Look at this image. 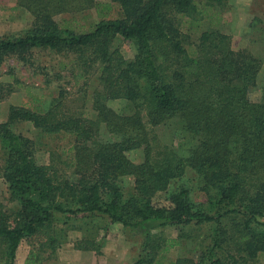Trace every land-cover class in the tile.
I'll return each instance as SVG.
<instances>
[{"label":"trees","instance_id":"obj_1","mask_svg":"<svg viewBox=\"0 0 264 264\" xmlns=\"http://www.w3.org/2000/svg\"><path fill=\"white\" fill-rule=\"evenodd\" d=\"M110 1L20 0L18 6L34 17L32 25L0 35V67L12 57L28 63L37 49L72 51L84 66L100 64L95 118L61 111L57 98L42 112L11 105L7 120L0 121L3 177L16 204L9 212L0 202L3 264H17L24 239L45 232L41 245L56 250L69 241L71 230L101 219L141 236L136 264H157L171 247L187 251V234L172 237L166 231L203 225L211 228L202 254L181 255L170 264L257 259L264 253V100H254L251 89L262 61L246 49H232L228 36L217 30L203 32L199 54L191 55L173 17L197 20L199 0ZM93 7L99 21L90 30L69 17L57 18ZM118 36L135 42L133 58L113 48ZM21 121L43 135L73 137L70 174L37 161L34 141L13 128ZM170 122L183 138L178 146L156 150L149 127ZM102 125L109 136L99 138ZM142 147L144 159L136 163L129 152ZM188 168L199 180L202 202L176 180ZM125 175L135 178L129 196L121 186ZM76 243L88 250L95 239L83 236ZM34 251L27 264L40 263Z\"/></svg>","mask_w":264,"mask_h":264},{"label":"rangeland","instance_id":"obj_2","mask_svg":"<svg viewBox=\"0 0 264 264\" xmlns=\"http://www.w3.org/2000/svg\"><path fill=\"white\" fill-rule=\"evenodd\" d=\"M19 2L20 0H0V35L22 33L32 25L34 17L31 11L18 6ZM199 2L202 13L196 14L197 20L182 14L173 17L181 32L183 44L191 55L197 56L203 32L217 30L227 35L232 49H246L262 61L257 84L251 89V97L254 100H264V0H224L221 4L214 5L205 0ZM112 5V16H119L117 4ZM62 16L69 17L77 27L86 30L92 29L99 21L95 7L58 14L57 18L60 20ZM113 48L126 59H131L136 54L135 42L121 36L114 40ZM99 76L100 64L84 66L72 51L37 49L28 63L14 57L9 58L0 67V121L7 120L11 105L26 106L42 112L57 98L62 103L61 111L95 118L94 97L96 90L100 88ZM13 128L34 141V154L39 163L57 166L60 174L72 172L74 152L71 146L74 141L71 135H43L28 121L14 123ZM149 129L155 140L156 150L178 146L183 138L172 122L150 126ZM107 136L109 133L105 125H102L99 138ZM129 156L136 163L141 162L145 156L143 147L131 150ZM4 165L5 155L0 146V202L4 209L11 212L16 204L11 200L8 183L3 177ZM176 180L191 187V196L195 202L205 200V196L198 190L199 180L193 170L188 168ZM121 186L125 195L133 194L134 176H123ZM82 226V229L71 230L69 241L56 250L41 245L47 236L45 232L40 238L24 239L18 249L17 264H27L32 250L39 252V264H87L83 262L85 259L79 257L82 252H88L89 260L93 262L96 259L97 264H136L142 250L140 235L132 233L120 223H109L104 219L96 224ZM210 228L209 225H203L199 229L191 226L168 229L166 234L172 237H177L180 233L187 234L184 243L187 251H181V247H171L160 254V263L170 264L185 254L198 258L205 249L204 246L207 247L202 244V240L205 238L210 241V238H206L210 234ZM83 236L95 239L96 247L92 244V249L78 248L76 241ZM244 261L240 259L239 264H264V253H260L255 260ZM0 264H3L1 256Z\"/></svg>","mask_w":264,"mask_h":264},{"label":"crops","instance_id":"obj_3","mask_svg":"<svg viewBox=\"0 0 264 264\" xmlns=\"http://www.w3.org/2000/svg\"><path fill=\"white\" fill-rule=\"evenodd\" d=\"M85 253H87V254H85ZM87 255H88V252H82V253H80L79 257L85 259L83 262H87V264H97V263H98V262L96 261V259H95L93 262L90 261ZM89 257H91V255H89ZM86 259H87V261H86ZM158 259H159V258H158ZM158 259H157V264H161V263H160V259H159V260H158Z\"/></svg>","mask_w":264,"mask_h":264}]
</instances>
